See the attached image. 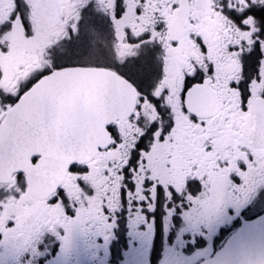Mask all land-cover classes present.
Instances as JSON below:
<instances>
[{"label":"snow or ice","instance_id":"6c2138e0","mask_svg":"<svg viewBox=\"0 0 264 264\" xmlns=\"http://www.w3.org/2000/svg\"><path fill=\"white\" fill-rule=\"evenodd\" d=\"M159 201L264 208V0H0V264ZM215 264H264V217Z\"/></svg>","mask_w":264,"mask_h":264},{"label":"rangeland","instance_id":"374dc122","mask_svg":"<svg viewBox=\"0 0 264 264\" xmlns=\"http://www.w3.org/2000/svg\"><path fill=\"white\" fill-rule=\"evenodd\" d=\"M162 221V238L164 259L160 264H171L177 254L187 258L196 254L213 252V242L223 229L229 228L225 223L216 225L211 230H195L186 220L183 211L178 206L164 203ZM148 210L152 215V210ZM141 208L124 206L113 217L114 227L107 239L101 236L98 244H89L86 248V264H153L150 251L155 243L156 226L153 217L141 212ZM141 214L145 216L142 217ZM151 219V220H150ZM234 229V228H233ZM237 231V230H236ZM201 242L202 247L197 243ZM114 251H113V249ZM189 249V250H188ZM116 252V255L114 254ZM205 260V259H204ZM197 263V262H196Z\"/></svg>","mask_w":264,"mask_h":264},{"label":"flooded vegetation","instance_id":"af4514ba","mask_svg":"<svg viewBox=\"0 0 264 264\" xmlns=\"http://www.w3.org/2000/svg\"><path fill=\"white\" fill-rule=\"evenodd\" d=\"M126 207H130V204L127 202L125 203ZM164 202L159 201L155 205V210H152V215H149L148 210L142 209L141 212H144L147 214V218L153 217V222L155 226H161L163 221V215L164 213ZM171 206V205H170ZM116 215V214H115ZM114 215V216H115ZM142 217H144V214H141ZM264 217V208L255 207L252 210H245L244 212L240 213L239 215L232 214L230 219H227L225 223H228L230 227L233 228H241L244 223H252L255 222L258 218ZM151 220V219H150ZM237 229V230H238ZM156 238V236H155ZM101 236H95L89 232H81L76 237L75 246L70 254V256L65 259L61 254V243L60 241L49 235L45 243L41 245V252L43 253V258L39 259V264H86L85 263V254H86V248L89 244H98L100 242ZM153 248V247H152ZM152 248L150 251V255L152 254ZM113 249V247H112ZM114 251V249H113ZM116 255V252L114 253ZM211 255V252L206 254H196L193 257H185L183 255H180L181 257L187 258L186 264H199L204 259L208 258ZM164 259V253L162 252L160 258L158 259L156 264H160L162 260ZM197 262V263H196ZM166 264H169V261L166 262ZM171 264H177V257H174Z\"/></svg>","mask_w":264,"mask_h":264},{"label":"trees","instance_id":"16d2710c","mask_svg":"<svg viewBox=\"0 0 264 264\" xmlns=\"http://www.w3.org/2000/svg\"><path fill=\"white\" fill-rule=\"evenodd\" d=\"M238 228L229 227L227 229H223L220 233V235L214 240L213 242V253H215L217 250H219L222 245L225 243V241L229 238V236L234 233ZM162 227L158 226L156 227V238H155V243L152 248V254H151V259L152 263L156 264L158 259L160 258L162 251H163V244L161 243V238H162V233H161ZM198 247H202V243L198 242L197 243ZM189 250V249H188Z\"/></svg>","mask_w":264,"mask_h":264},{"label":"water","instance_id":"95a60500","mask_svg":"<svg viewBox=\"0 0 264 264\" xmlns=\"http://www.w3.org/2000/svg\"><path fill=\"white\" fill-rule=\"evenodd\" d=\"M253 223V222H252ZM252 223H244V225L239 228L237 231H235L233 234H231L229 236V238L225 241V243L222 245V247L217 250L215 253L211 254L208 258H206L205 260H203L202 262H200L199 264H215V259H216V255L218 253H220L223 249L226 248V246L229 245L230 241L233 239L234 235L241 232V230L246 229L249 225H251Z\"/></svg>","mask_w":264,"mask_h":264}]
</instances>
